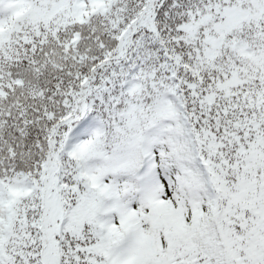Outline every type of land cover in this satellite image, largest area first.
I'll use <instances>...</instances> for the list:
<instances>
[{"label": "snow or ice", "instance_id": "snow-or-ice-1", "mask_svg": "<svg viewBox=\"0 0 264 264\" xmlns=\"http://www.w3.org/2000/svg\"><path fill=\"white\" fill-rule=\"evenodd\" d=\"M0 264H264V0H0Z\"/></svg>", "mask_w": 264, "mask_h": 264}]
</instances>
